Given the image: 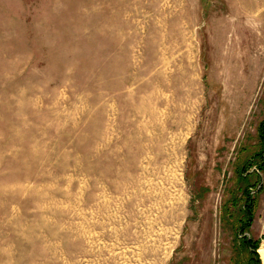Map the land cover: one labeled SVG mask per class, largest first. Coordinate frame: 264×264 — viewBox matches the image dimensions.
I'll return each instance as SVG.
<instances>
[{"label":"rangeland","instance_id":"1","mask_svg":"<svg viewBox=\"0 0 264 264\" xmlns=\"http://www.w3.org/2000/svg\"><path fill=\"white\" fill-rule=\"evenodd\" d=\"M263 123L264 0H0V264H262Z\"/></svg>","mask_w":264,"mask_h":264},{"label":"trees","instance_id":"2","mask_svg":"<svg viewBox=\"0 0 264 264\" xmlns=\"http://www.w3.org/2000/svg\"><path fill=\"white\" fill-rule=\"evenodd\" d=\"M260 139L262 141L263 150H264V123L260 127ZM261 157H262V166H261V169H264L263 168V165H264V155H262Z\"/></svg>","mask_w":264,"mask_h":264},{"label":"bare ground","instance_id":"3","mask_svg":"<svg viewBox=\"0 0 264 264\" xmlns=\"http://www.w3.org/2000/svg\"><path fill=\"white\" fill-rule=\"evenodd\" d=\"M257 253L262 261V264H264V244L257 250Z\"/></svg>","mask_w":264,"mask_h":264}]
</instances>
